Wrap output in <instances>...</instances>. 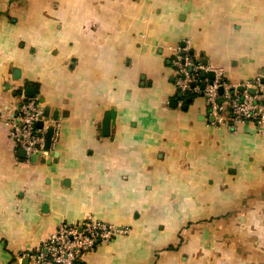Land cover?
Wrapping results in <instances>:
<instances>
[{
  "label": "crops",
  "instance_id": "0c3cea01",
  "mask_svg": "<svg viewBox=\"0 0 264 264\" xmlns=\"http://www.w3.org/2000/svg\"><path fill=\"white\" fill-rule=\"evenodd\" d=\"M184 42L244 97L264 0H0V114L30 88L59 127L33 162L0 121V264L90 216L131 233L83 264H264V134L177 92Z\"/></svg>",
  "mask_w": 264,
  "mask_h": 264
},
{
  "label": "built area",
  "instance_id": "2783aa9c",
  "mask_svg": "<svg viewBox=\"0 0 264 264\" xmlns=\"http://www.w3.org/2000/svg\"><path fill=\"white\" fill-rule=\"evenodd\" d=\"M189 43L171 48L174 86L177 92L202 96L213 116L212 126L229 122H250L264 134V106L257 101L264 97V78L245 82L244 97L237 85L229 83L221 68H214L190 54ZM204 74V75H203ZM213 74L214 77H209ZM222 89V93L220 90ZM250 89L255 93H250ZM0 121L9 129L10 138L26 160L44 153L50 129L52 143L59 139V127L45 115V107L37 96L26 97L11 114H0ZM42 123V126L39 124ZM131 229L86 218L82 223H63L43 244L23 254L29 264H83L84 258L99 244H109L114 237L127 236Z\"/></svg>",
  "mask_w": 264,
  "mask_h": 264
},
{
  "label": "water",
  "instance_id": "95a60500",
  "mask_svg": "<svg viewBox=\"0 0 264 264\" xmlns=\"http://www.w3.org/2000/svg\"><path fill=\"white\" fill-rule=\"evenodd\" d=\"M203 75H204V74H203ZM209 77L213 78L214 75H213V74H210ZM27 91H28L27 94H26L27 97H32V96H34V90H33V89L30 90V88H29ZM30 92H31V93H30ZM220 92L222 93V89L220 90ZM49 114H50V108L47 107V108H45V115H46V116H49ZM56 119H57V118H55V120H56ZM39 126H42V123H40ZM104 127H106L107 129L110 127V123H109V121L106 122V123H104ZM53 132H54L53 129H50L49 134H48V137H47V141H46V146H45V148H44L45 151H49V149H50L51 142H52ZM21 155H22L23 157H25V152H24L23 150H21ZM31 160H32L33 162H36V161H37V156H33V157L31 158Z\"/></svg>",
  "mask_w": 264,
  "mask_h": 264
}]
</instances>
